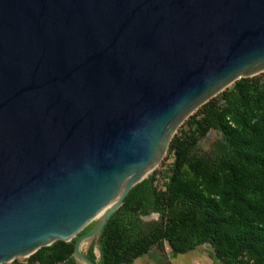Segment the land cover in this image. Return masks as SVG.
Segmentation results:
<instances>
[{
    "label": "water",
    "instance_id": "water-1",
    "mask_svg": "<svg viewBox=\"0 0 264 264\" xmlns=\"http://www.w3.org/2000/svg\"><path fill=\"white\" fill-rule=\"evenodd\" d=\"M264 70V0H0V264L97 238L176 126ZM213 251V248L209 246Z\"/></svg>",
    "mask_w": 264,
    "mask_h": 264
},
{
    "label": "trees",
    "instance_id": "trees-1",
    "mask_svg": "<svg viewBox=\"0 0 264 264\" xmlns=\"http://www.w3.org/2000/svg\"><path fill=\"white\" fill-rule=\"evenodd\" d=\"M252 87L257 99L264 103V82L255 79ZM219 98L222 101L220 106L214 100L205 102L196 121V124L203 125L205 130L213 128L221 133V138L213 144L212 153L203 159L206 167L217 170L225 164L241 162L264 169V127L253 124L246 131V135L242 130L241 133L238 128L228 124L229 116L238 113L243 105L238 84L235 83L230 88L222 90ZM253 176L249 170H244L236 176L252 195V202L245 203L241 207L227 206L223 203V210L220 213L226 218L227 231L234 238L223 250L218 249L214 240L216 229L212 224V215L219 211L221 205L216 203L209 192L203 194L202 190L192 182H176L175 177L170 178L163 191H158L152 184L153 175L143 178L127 191L121 205L101 228L95 239L98 252V259L95 262L97 264L131 262L159 238H164L173 255L184 253L194 248L196 244L207 242L213 248L214 256L222 264H235L234 258L246 240L254 238L264 245V189L259 187L256 177ZM178 196L194 210L196 215L194 219L171 221L160 230H157L158 223L155 222L145 232L136 234L129 232V216L135 208L141 213L150 210L162 214L165 201L168 204ZM90 226L91 224L84 226L76 236ZM75 237L72 238L71 244ZM41 250L43 248L38 251ZM33 255L31 254L30 257ZM86 256L94 260L90 249ZM64 263L75 264L71 252Z\"/></svg>",
    "mask_w": 264,
    "mask_h": 264
},
{
    "label": "rangeland",
    "instance_id": "rangeland-1",
    "mask_svg": "<svg viewBox=\"0 0 264 264\" xmlns=\"http://www.w3.org/2000/svg\"><path fill=\"white\" fill-rule=\"evenodd\" d=\"M255 79L259 82H264V70L251 76L238 77L224 88L228 89L235 83L240 88L243 105L238 113L229 116L228 124L238 128L241 133L243 131L246 135V131L253 124L264 127V103L257 99L252 87V82ZM220 92L208 100H214L220 106L222 104L219 98ZM203 104L192 110L176 126L161 157L145 177L153 175L152 184L158 191H163L170 178L175 177L176 182H192L198 189L202 190L203 194L209 192L208 194L214 197L216 203L221 205L219 211L212 215V224H214L216 229L214 240L218 249L223 250L228 243L234 240L233 236L227 231L226 218L223 213H220L223 210V203H226L227 206L241 207L245 203L253 201L252 195L236 179L237 174L244 170H249L254 175L253 177H256L259 187L264 189V169L241 162L225 164L221 169L217 170H211L206 167L203 159L212 153L213 144L221 138V133L213 128L205 130L203 125L198 126L196 124ZM218 193L220 195H215ZM165 204L168 206L164 205L162 214L150 210H145L144 213H141L138 208H135V211L129 216V232L135 234L145 232L155 222L158 223L157 230H160L171 221L177 222L179 219L189 221V219H194L196 216L194 210L186 205V201L179 196L168 204L165 201ZM93 221L91 220L89 224H92ZM95 239L81 245V251L84 254L89 249L92 251L94 261L98 259ZM71 240H55L31 253L34 254L33 257H30L31 254L28 256H17L3 264H65L64 261L71 252ZM209 246L211 245L207 242L196 244L191 251L188 250L190 251L189 256L193 257V263L188 262L185 257H179L175 264H222L214 256V252ZM263 247L262 242L254 238L246 240L234 258L235 264H264ZM41 248L43 250L38 251ZM165 251L170 253L168 243L164 238H159L144 253L155 252L161 254Z\"/></svg>",
    "mask_w": 264,
    "mask_h": 264
},
{
    "label": "crops",
    "instance_id": "crops-1",
    "mask_svg": "<svg viewBox=\"0 0 264 264\" xmlns=\"http://www.w3.org/2000/svg\"><path fill=\"white\" fill-rule=\"evenodd\" d=\"M190 251L175 255H172L171 252L167 253L166 251L161 254H157L155 252H146L134 258L131 262L122 264H175L179 257H185L188 262L193 263V257L189 256Z\"/></svg>",
    "mask_w": 264,
    "mask_h": 264
},
{
    "label": "bare ground",
    "instance_id": "bare-ground-1",
    "mask_svg": "<svg viewBox=\"0 0 264 264\" xmlns=\"http://www.w3.org/2000/svg\"><path fill=\"white\" fill-rule=\"evenodd\" d=\"M148 173V172H147ZM146 173V174H147ZM102 213L100 212V213H98L97 215H95L91 220H96V218H98L100 215H101Z\"/></svg>",
    "mask_w": 264,
    "mask_h": 264
}]
</instances>
